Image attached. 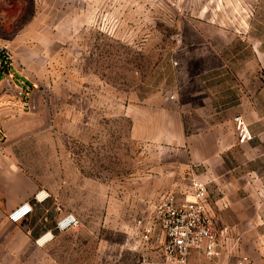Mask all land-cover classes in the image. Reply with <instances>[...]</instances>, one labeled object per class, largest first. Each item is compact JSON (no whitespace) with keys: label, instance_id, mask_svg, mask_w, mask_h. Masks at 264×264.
I'll return each mask as SVG.
<instances>
[{"label":"rangeland","instance_id":"374dc122","mask_svg":"<svg viewBox=\"0 0 264 264\" xmlns=\"http://www.w3.org/2000/svg\"><path fill=\"white\" fill-rule=\"evenodd\" d=\"M0 36L12 56L5 88L26 96L8 120L7 157L58 199L63 215L80 220L0 264H169L139 224L152 215L150 188L123 186L149 166L174 168L184 154L132 138L129 111L155 116L196 92L200 104L211 97L204 115L212 119L244 116L229 107L248 101L243 118L262 130L264 0H0ZM237 148L233 177L221 169L192 176L187 165L184 188L169 193L190 196L194 179L224 200L229 194L218 188H264V156L244 166ZM84 172L104 187L83 188ZM251 196L264 199L261 191ZM256 243L264 254V240ZM188 264L218 260L196 252Z\"/></svg>","mask_w":264,"mask_h":264},{"label":"crops","instance_id":"0c3cea01","mask_svg":"<svg viewBox=\"0 0 264 264\" xmlns=\"http://www.w3.org/2000/svg\"><path fill=\"white\" fill-rule=\"evenodd\" d=\"M2 40L0 36V46H6ZM2 66L3 61H0V257L25 256L29 242L37 240L49 230L57 231L56 221L63 216L64 211L58 199L52 194L42 204L38 203L35 195L43 188L42 183L27 171L17 169L7 157L8 120H11L12 114L16 115L21 111V107L26 105V96L24 95L25 98L21 101V97L17 98L16 95L18 90L13 87L10 90L5 88L7 76ZM12 81L22 89L13 78ZM203 83H207V80H203ZM192 85H195L194 82ZM13 98L17 99L11 100ZM197 99L195 92L194 98L187 102L182 101L178 106L174 104L173 107L166 102L159 106L161 109L155 116L154 113L151 116L147 108V110L143 108L142 114L133 106L132 108L137 110L129 111L133 116L132 138L148 144L162 143L164 149L177 147L180 154H184V158L178 159L174 168L152 165L145 168L143 173L134 175L133 177L137 178H132L125 186L122 184L125 188H150L149 194L147 193L145 197H147V208L152 212L157 203L159 204L170 192L169 188H184L181 187L182 182L179 177L186 174L187 165L190 166L189 174L192 176H200L202 172V176L211 178L216 175L221 176L225 171L233 177L237 169L235 164L236 153L239 152L237 147L241 148L244 166L255 157L264 156V128L256 133V130L250 128L248 124L252 139L240 145L236 134L235 117L242 115L237 114L233 119V117L220 118L216 113L215 119H212L211 115H204L205 108L209 110L213 106L211 97L203 104ZM10 103L12 105L6 107V104ZM229 109L233 114L238 109L246 117L245 114L251 110V106L244 100L242 105L233 104ZM155 117L161 120L155 121ZM256 150L260 153L254 152ZM220 169L223 170L221 174L218 172ZM247 172L250 173V169ZM91 176V173H83V188L104 187L101 182H92ZM159 188H163L162 192ZM257 191L264 194V188H218V192L229 194L228 199L224 200L217 197V190H212L208 184L207 210L217 228L228 227L230 231L221 241L218 264H236L242 256L249 258L247 264H264L261 248H259L260 252L255 251L256 242L264 240V199L259 196L254 199L251 196ZM243 194L250 196L244 200ZM176 195L179 201L185 198L182 197L185 194ZM186 198H191V195H187ZM25 202L32 203L34 207L32 214L21 222H12L8 217L9 213ZM248 244L253 245L251 247ZM196 252L192 251L190 258ZM232 255L238 256L236 262L231 258Z\"/></svg>","mask_w":264,"mask_h":264},{"label":"built area","instance_id":"2783aa9c","mask_svg":"<svg viewBox=\"0 0 264 264\" xmlns=\"http://www.w3.org/2000/svg\"><path fill=\"white\" fill-rule=\"evenodd\" d=\"M11 58L8 48L1 45L0 61H3V65L10 64ZM235 124L240 144L252 139V132L242 116L235 117ZM191 188V198L179 201L176 194L168 193L154 207L149 222L139 221V224L143 225L145 241L156 244L164 260L169 264H188L192 251L200 252L210 259H217L220 256L221 241L230 233L228 227L217 228L207 210L208 184L194 179ZM41 192L46 193L48 198L50 197L46 191L42 190L38 193ZM28 203L34 209L32 203L25 202L11 210L8 215L9 219L15 223L21 222L32 214L33 211L17 221L11 219L14 212L19 211L23 205ZM58 222L62 223V229L57 228ZM79 224L80 220L75 214L67 213L56 221L55 229L63 232ZM248 260L247 256H242L236 264H247Z\"/></svg>","mask_w":264,"mask_h":264},{"label":"clouds","instance_id":"9594fccd","mask_svg":"<svg viewBox=\"0 0 264 264\" xmlns=\"http://www.w3.org/2000/svg\"><path fill=\"white\" fill-rule=\"evenodd\" d=\"M47 198H48L47 194L43 193V192L37 193V195H36L37 202L41 203V204ZM32 211H33L32 206L29 203L25 204V205H23L21 207V209L19 211L14 212L12 214L11 219L13 221L21 220V219H23V216L27 215L28 213H30ZM73 219H74V217H73ZM62 227H63L62 223L58 222L57 223V228H61L62 229ZM52 238H53L52 232H51V230H49L48 232L44 233L41 237H39L36 242H37L38 245L43 246L44 243H46L47 241H50Z\"/></svg>","mask_w":264,"mask_h":264},{"label":"trees","instance_id":"16d2710c","mask_svg":"<svg viewBox=\"0 0 264 264\" xmlns=\"http://www.w3.org/2000/svg\"><path fill=\"white\" fill-rule=\"evenodd\" d=\"M4 65H5V64H4ZM4 65H3V67H2V68H3V69H2L3 72H8V69H9V67H10V64H8V65H6V66H4Z\"/></svg>","mask_w":264,"mask_h":264}]
</instances>
